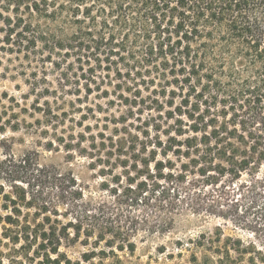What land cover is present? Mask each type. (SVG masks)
I'll return each instance as SVG.
<instances>
[{"label": "trees", "instance_id": "obj_1", "mask_svg": "<svg viewBox=\"0 0 264 264\" xmlns=\"http://www.w3.org/2000/svg\"><path fill=\"white\" fill-rule=\"evenodd\" d=\"M1 32V48L45 67L44 75L26 78L25 99L35 96L39 124L57 127L62 113L52 103L69 88L79 86L88 97L110 96L112 87L120 103L172 122L167 140L158 137L149 154L147 142L129 146L135 162L122 161L128 182L141 179L137 191L155 193L164 181L162 194L174 191L173 199L194 212L262 239L259 248L239 237L222 240L219 231L222 249H200L173 264H264V0H0ZM71 56L80 63L74 72L73 63L64 65ZM48 64L58 72L57 87L46 75ZM45 181L64 192L77 186L71 175L42 164L36 151L0 147V244L12 249L0 251V264H115L106 262L104 249L82 260L61 250L80 240L83 223L79 216L65 222L69 214L60 203L42 198ZM93 234L88 229L87 240ZM117 247L134 252L136 243Z\"/></svg>", "mask_w": 264, "mask_h": 264}, {"label": "rangeland", "instance_id": "obj_2", "mask_svg": "<svg viewBox=\"0 0 264 264\" xmlns=\"http://www.w3.org/2000/svg\"><path fill=\"white\" fill-rule=\"evenodd\" d=\"M0 35L3 37L4 33ZM2 45L0 43V116L2 122H8L6 131H0V140H5L0 147H11L16 153L36 151L42 164L53 165L76 179L77 186L65 192L54 183L45 181L41 193L43 199L60 203V210L68 212L69 216L63 217L65 222L81 217L83 235L80 240L61 248L70 258L82 260L84 253L104 249L109 254L108 263L173 264L187 261L193 252L200 253V249H222L217 242L219 231L223 233L222 240L234 236L263 247L261 238L236 228L232 221L194 212L179 199H173L174 191L162 194L164 181L155 193L137 191L136 185L141 179L133 184L128 182L129 174L122 161L132 157L129 164L135 162V152L129 146L136 144L141 149L143 142H147L149 148L145 155L149 154L158 137L167 140L165 130L172 122L159 117L157 112L120 103L112 87L110 96L95 91L87 97L85 89L76 91L79 86H73L69 88L72 92L52 103L54 110L62 113L57 127L41 125L37 121L40 114L33 115L35 96L27 100L25 96L30 92L26 82L28 75L33 71L44 75L42 60L31 65L23 54L7 51L1 48ZM35 56L40 59L41 54ZM69 63H73L70 72L80 66L74 56L64 63L66 68ZM46 69L48 79L57 87L58 72L50 64ZM78 71L82 73L80 69ZM17 123L19 129L13 130L11 127ZM157 125L161 127L159 130ZM122 138L125 142L120 141ZM123 143L124 152L128 151L126 155L119 152ZM158 157L177 162L173 155L165 158L159 154ZM133 171L129 169L132 175ZM2 204L0 195V214L5 213ZM88 229L94 231L89 240L86 237ZM131 241L136 243L134 252L117 247ZM11 250L0 244L1 252ZM179 252L183 257L170 258V254ZM95 261L98 262L99 258Z\"/></svg>", "mask_w": 264, "mask_h": 264}]
</instances>
